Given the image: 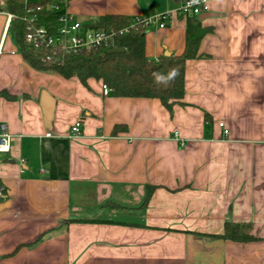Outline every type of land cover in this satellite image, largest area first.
<instances>
[{"label": "crops", "instance_id": "1", "mask_svg": "<svg viewBox=\"0 0 264 264\" xmlns=\"http://www.w3.org/2000/svg\"><path fill=\"white\" fill-rule=\"evenodd\" d=\"M63 2L91 27L181 0ZM209 4L172 109L34 67L0 11V127L12 136L0 152V264H264V0ZM187 19L148 28L147 57L183 53ZM43 90L56 100L51 125ZM227 223L250 237L218 236Z\"/></svg>", "mask_w": 264, "mask_h": 264}, {"label": "trees", "instance_id": "2", "mask_svg": "<svg viewBox=\"0 0 264 264\" xmlns=\"http://www.w3.org/2000/svg\"><path fill=\"white\" fill-rule=\"evenodd\" d=\"M62 1L7 0L5 6L0 3V11L13 14L12 29L19 49L34 67L51 70L65 77L77 76L84 82L95 78L109 85L115 95L159 98L169 109L177 103H182L186 94V61L200 56L199 45L208 31L202 26L198 16L191 15L187 19L186 47L181 54L170 52V55L164 53L157 60L149 59L146 55L147 30L139 28L116 39L115 47L124 49L121 53L110 54L108 51L111 48L98 47L76 54H60L62 57L60 62L45 63L41 57L53 53L27 44L26 22L28 18L35 17L37 25L45 26L55 33L60 25L59 12L52 9V6ZM135 20L136 17L128 15H107L91 27L119 29ZM173 71L176 75L167 83L156 81V75L168 77ZM152 190L153 187H149L146 199L150 197ZM218 236L235 240L250 237L243 226L230 223H227L225 233Z\"/></svg>", "mask_w": 264, "mask_h": 264}, {"label": "built area", "instance_id": "3", "mask_svg": "<svg viewBox=\"0 0 264 264\" xmlns=\"http://www.w3.org/2000/svg\"><path fill=\"white\" fill-rule=\"evenodd\" d=\"M210 0H181L180 5L171 12H163L150 18L136 17L130 25L119 29H105L99 27H87L83 22L67 11L64 2L55 4L52 9L59 12V27L52 33L45 26L37 25L35 17H30L26 22L25 41L28 45L36 49L51 51L53 54H46L41 57L45 63L60 62V54H76L82 51H90L98 47L114 48L116 39L129 34L134 29L148 28L157 25L161 28L167 26V20L173 13L189 17L191 15L200 16L210 10ZM63 5V6H62ZM58 53V55H56ZM104 95L112 93L109 85L103 84ZM220 125L224 128L226 136L229 129L224 122ZM81 121H77L71 128V136H78L81 132ZM12 147V136L8 125L2 123L0 127V152H9Z\"/></svg>", "mask_w": 264, "mask_h": 264}, {"label": "water", "instance_id": "4", "mask_svg": "<svg viewBox=\"0 0 264 264\" xmlns=\"http://www.w3.org/2000/svg\"><path fill=\"white\" fill-rule=\"evenodd\" d=\"M215 14L216 13L213 12H206L201 14L199 16V19L202 21L203 19L214 16ZM123 50L124 49L122 48L114 47L111 48L108 52L110 54H114V53H121L123 52ZM165 53L166 55H170V51L168 50ZM55 102H56L55 98L48 91L46 90L42 91L41 105L43 107L45 120L48 125H51L54 118Z\"/></svg>", "mask_w": 264, "mask_h": 264}, {"label": "clouds", "instance_id": "5", "mask_svg": "<svg viewBox=\"0 0 264 264\" xmlns=\"http://www.w3.org/2000/svg\"><path fill=\"white\" fill-rule=\"evenodd\" d=\"M175 75H176L175 71L171 72L168 77H164V76H161V75H156V81L157 82L167 83Z\"/></svg>", "mask_w": 264, "mask_h": 264}, {"label": "rangeland", "instance_id": "6", "mask_svg": "<svg viewBox=\"0 0 264 264\" xmlns=\"http://www.w3.org/2000/svg\"><path fill=\"white\" fill-rule=\"evenodd\" d=\"M2 1H3V0H0L1 5H3Z\"/></svg>", "mask_w": 264, "mask_h": 264}]
</instances>
